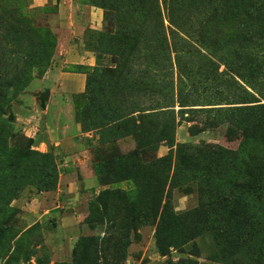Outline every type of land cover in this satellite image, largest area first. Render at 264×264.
I'll use <instances>...</instances> for the list:
<instances>
[{
  "label": "rangeland",
  "instance_id": "obj_1",
  "mask_svg": "<svg viewBox=\"0 0 264 264\" xmlns=\"http://www.w3.org/2000/svg\"><path fill=\"white\" fill-rule=\"evenodd\" d=\"M66 2L0 0V264H264L261 79L197 40L240 0Z\"/></svg>",
  "mask_w": 264,
  "mask_h": 264
},
{
  "label": "trees",
  "instance_id": "obj_2",
  "mask_svg": "<svg viewBox=\"0 0 264 264\" xmlns=\"http://www.w3.org/2000/svg\"><path fill=\"white\" fill-rule=\"evenodd\" d=\"M259 3H261L260 0H240L239 4L234 7L235 17L230 15L225 18L224 15H217L214 12L217 16L215 15L207 23L198 27L197 40L206 47V50L215 47L224 48L228 60L225 64V72L237 75L247 85L252 73L259 74L261 80L259 83L256 81L252 88L257 97H253L244 90L245 95L256 99L249 103L257 104L246 106L243 109L245 111L243 116L249 122L256 119L257 125L264 126V104L259 103L261 99L264 100V83L262 81L264 80V0L258 6ZM240 16L243 19H240ZM155 32H157L156 36H159L160 40L162 39L157 48L163 52L167 51L170 44L162 37H166L162 34L165 29L160 25ZM168 35L171 42L178 36L177 44H172L174 53L180 52L178 49L182 48L180 45L183 43H185L184 48L188 47L189 44L174 31L169 29ZM240 73H243V76ZM232 84L239 85L235 80ZM249 161L252 163L251 172L248 174L251 181L245 182V185L247 188L257 191L259 200L264 203V136L256 155L249 158Z\"/></svg>",
  "mask_w": 264,
  "mask_h": 264
},
{
  "label": "crops",
  "instance_id": "obj_3",
  "mask_svg": "<svg viewBox=\"0 0 264 264\" xmlns=\"http://www.w3.org/2000/svg\"><path fill=\"white\" fill-rule=\"evenodd\" d=\"M49 1L52 0H31V5L32 7L35 8H42L45 7ZM56 4L58 5V10L61 11V9L63 8L62 4H65L66 0L64 2H60V0H55ZM67 6L71 9V13L68 14L66 20L67 23L69 25V27L71 28V32L73 34V40H80V37L82 36L83 33V26L81 25L80 21L78 20V16L76 15L77 9H79L78 7V3L75 2V0H67ZM99 12V11H98ZM98 12L96 11L95 7H90L89 11L86 12L87 16H94L96 14H98ZM72 48L69 47L67 50H71ZM71 87L74 86V84L71 82ZM79 85H82V80L79 79L78 82Z\"/></svg>",
  "mask_w": 264,
  "mask_h": 264
}]
</instances>
